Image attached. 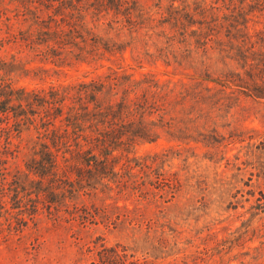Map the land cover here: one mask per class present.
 Listing matches in <instances>:
<instances>
[{
  "label": "rangeland",
  "instance_id": "obj_1",
  "mask_svg": "<svg viewBox=\"0 0 264 264\" xmlns=\"http://www.w3.org/2000/svg\"><path fill=\"white\" fill-rule=\"evenodd\" d=\"M8 94L0 264H264V0H0Z\"/></svg>",
  "mask_w": 264,
  "mask_h": 264
},
{
  "label": "trees",
  "instance_id": "obj_2",
  "mask_svg": "<svg viewBox=\"0 0 264 264\" xmlns=\"http://www.w3.org/2000/svg\"><path fill=\"white\" fill-rule=\"evenodd\" d=\"M14 100H16V104H14L13 106H11V110L13 109L12 107L14 108H18L19 110L21 111H24V108H23V104H22V99L21 98H13ZM11 100V94H8V96L4 99L0 98V113H5L7 111H10V107L9 106H6V104ZM36 101V100H35ZM53 100H48L45 98V100H42L41 103H38V105H42V106H45V107H49L51 106V104H53L52 102ZM55 101V100H54ZM31 104L32 105V99H30L29 102H27L26 104ZM29 113V112H28ZM77 114V112H76ZM18 115H21V114H18ZM50 117L47 118V120L49 119ZM63 120L65 121H68L65 123L66 126H69L71 125V134L73 135V137H75V144H78L80 142V139H79V136L81 135L79 133V118H74L73 117V120L71 121L69 118H67V116H65L63 118ZM67 130V128H66ZM17 131H19V129H17ZM58 143H61V144H64L66 143V141L62 140V139H57L55 137L52 138V144L55 146L56 144ZM46 145V144H45ZM47 146V145H46ZM45 146V147H46ZM90 148H87L85 151H86V157L83 159V161L87 164H90L91 161H94L95 159V155L92 151H88ZM94 159V160H93ZM52 164L54 165V168H55V161L53 160L52 161Z\"/></svg>",
  "mask_w": 264,
  "mask_h": 264
}]
</instances>
